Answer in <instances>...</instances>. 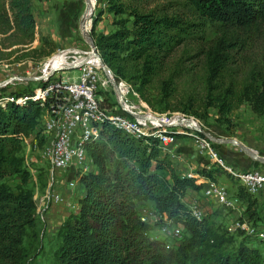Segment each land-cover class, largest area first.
<instances>
[{"label": "trees", "instance_id": "1", "mask_svg": "<svg viewBox=\"0 0 264 264\" xmlns=\"http://www.w3.org/2000/svg\"><path fill=\"white\" fill-rule=\"evenodd\" d=\"M108 1L115 16L127 14L130 20L119 19L118 28L109 34H94V45L102 62L117 77L130 85H144L162 64L166 32L179 30L180 21L123 0ZM185 1L217 26V36L199 47L198 53L207 104H217L222 117L245 101L255 112L264 113V62L261 68H249L242 78L233 66V54L245 52L252 38L264 41V0ZM6 4L0 5V35L11 41L1 48L17 47L6 53L0 51V55L8 58L18 53L14 62H36L53 53L54 44L46 37L39 47L31 46L36 27L32 0H7ZM236 84L239 89L234 91ZM223 85L228 86L221 92ZM137 91L143 99L141 88ZM32 93L33 89L11 94ZM183 110L196 114L192 107ZM42 114L38 103L32 102L0 108V264L23 263V241L36 223L33 192L27 187L31 174L21 152L28 138H34L40 148L45 144L43 128L38 129ZM85 150L95 171L79 178L83 196L78 211L71 213L56 232L55 264H264V241L252 247V240L239 231L236 235L244 238L227 251V245L234 244L227 231L213 226L205 217L197 220L191 215L183 197L188 189L199 190L200 186L182 176L168 156L161 155L157 139L133 138L106 124L100 137L88 142ZM197 173L215 181L216 173L222 172L202 169ZM11 178H18L20 185L9 186L6 180ZM232 194L246 203L243 219L252 226L264 222L258 201L244 187L238 184ZM137 202L152 203L158 213L181 225L188 234L186 243L175 251H165L159 242L149 239L150 227L139 221Z\"/></svg>", "mask_w": 264, "mask_h": 264}, {"label": "rangeland", "instance_id": "2", "mask_svg": "<svg viewBox=\"0 0 264 264\" xmlns=\"http://www.w3.org/2000/svg\"><path fill=\"white\" fill-rule=\"evenodd\" d=\"M3 2L7 7V0H0V5ZM123 2L134 6L138 5L144 11H153L157 15L167 14L176 17L181 26L179 30L166 32L164 37L167 41V49L160 54L162 64L158 65L153 74L147 78L148 82L139 86V82L136 85L131 84L135 92L140 87L144 98L149 101L147 103L144 98L142 99L137 91L139 99L134 96L132 100L139 110L156 117L159 122L171 119L176 113L193 117L198 121L205 134L220 139H235L254 154L264 157V113L255 112L251 104L245 101L238 109L222 117L218 112L217 104H207L204 69L198 53L199 47L204 46L217 36L216 24L201 17L185 0H123ZM91 3L92 6L89 7L87 0H32L31 11L36 27L35 40L31 46L39 47L41 39L46 37L48 42L54 44L53 52L61 53L75 48L85 49L88 46L86 43L88 39H86L80 20H84L86 15H90L87 33L93 44L92 36L94 34H109L118 28L119 19L130 20L127 14L115 16L110 10L108 0H94V2L91 0ZM127 26L130 27L131 23L129 22ZM10 41L0 35L1 52L6 53V51L17 47L1 48L8 47ZM263 42L252 38L250 43L245 46V52L233 54V66L238 68L237 72L241 78L249 68L262 67L264 62ZM16 54L8 58L0 55V96L34 90L38 86L36 78L40 75L39 64L42 59L36 62L28 60L14 62ZM235 62H237L236 65ZM111 71L115 74L113 70ZM227 86H221V92H224ZM233 87L234 91L239 89L238 84ZM107 91H109L108 97L115 100V96L110 94L111 90L107 89ZM190 107L196 114L184 112L183 109ZM43 118H45L44 113L38 127L40 130L44 127ZM213 144L218 153L222 157L226 155L227 162L238 171L257 169L264 172L263 163L254 160L235 144L215 142ZM21 156L25 168L31 174L27 187L33 192V200L36 205L35 226L28 231L23 241L25 257L22 264H55L54 255L58 242L56 232L73 213L71 205L78 203L83 196V188L79 181L72 188L68 186L67 181L72 176L77 177L80 171L72 170L62 174L59 178L50 174L48 165L41 156V148L32 137L23 142ZM180 156L176 155L177 158ZM200 162L204 164L203 160ZM178 167L185 169L184 166L179 165ZM200 170L202 169L197 171ZM90 171H95V168H91ZM220 174L221 177L218 175L216 181L224 184L228 191L235 192L238 182L231 181L226 174ZM6 183L11 187L20 185L18 178L7 179ZM55 190L64 193L63 203H54L51 200L50 194ZM46 194L48 197L44 198ZM253 197L258 201V212L264 218V190ZM209 202L211 201L203 206V218H207L213 226H218L221 230L224 229L228 236L233 238L234 244L227 245V251H230L244 238L236 235L237 232L243 230L234 229L233 226L236 222L243 221L246 203L239 202L237 210L233 211L216 205V203L212 207L208 205ZM140 209L150 212L154 210L153 204L150 202L136 205L137 214L140 213ZM164 225L163 220L158 218V221L148 230V238L159 242L165 251H175L186 243L185 239L178 241L163 234L160 228H163ZM259 226L264 227V222ZM255 243L257 241L252 240L250 246L254 247ZM168 245L169 248H166ZM261 246L264 247V243H261Z\"/></svg>", "mask_w": 264, "mask_h": 264}, {"label": "built area", "instance_id": "3", "mask_svg": "<svg viewBox=\"0 0 264 264\" xmlns=\"http://www.w3.org/2000/svg\"><path fill=\"white\" fill-rule=\"evenodd\" d=\"M86 43L88 46L85 49L53 52L44 57L39 64L40 75L36 78L38 86L32 94L0 96L2 109L8 104L23 107L29 102L38 103L42 109L45 114L43 131L46 142L41 148V156L46 161L50 174L59 178L72 170L80 171L77 177L72 176L67 181L72 188L84 172L93 168L85 146L88 142L97 140L102 126L107 124L133 138L157 139L162 155H168L167 147L174 140L187 139L193 143L195 152L204 161L201 169L225 173L251 195L264 190V172L257 169H235L225 156L218 153L193 117L176 113L171 119L161 120L160 123L156 117L139 110L132 100L134 96L138 98V93L102 62L94 44L88 40ZM107 89L111 90L110 94L115 96V100L108 97ZM144 116L147 118H140ZM174 157L171 155V159ZM181 175L194 179L195 184L201 186L204 205L208 201H214L226 209L237 210L239 200L224 184L197 172H184ZM63 195L64 193L55 190L50 197L54 203H63ZM47 197L46 194L44 198ZM71 209V212H77L78 203L71 205ZM189 209L195 219L203 218L202 202L194 200ZM158 218L165 223L160 228L163 234L178 241L188 236L181 225L173 224L164 213H158L155 209L153 212L142 209L138 214L139 221L149 227ZM233 228L243 230L251 240L264 241V227L252 226L246 219L236 222Z\"/></svg>", "mask_w": 264, "mask_h": 264}, {"label": "crops", "instance_id": "4", "mask_svg": "<svg viewBox=\"0 0 264 264\" xmlns=\"http://www.w3.org/2000/svg\"><path fill=\"white\" fill-rule=\"evenodd\" d=\"M167 150H168V155H166V156H168L169 159L173 162L175 169L179 173L181 172V174H182L185 171L186 172H195L196 173L197 170H199L201 168V165H202L201 162H200L201 159L196 154L195 149H194L191 141H189L187 139H176L170 145H168ZM178 154L181 155L179 158L176 157V155H178ZM171 155H174L175 157L173 159H171ZM225 157H226V155H225ZM179 165L181 167L184 166L185 169H180L178 167ZM218 175L221 177V174H218ZM215 178H216L215 180H218V177H215ZM200 192H201V186H200V191L199 190L188 189L185 192V195L183 197V202L188 207H190V205L192 204V202L194 200H197L199 202H202V204L204 206L205 200L203 202V198H201ZM82 194H83V190H82ZM141 203H144V202H137L136 205H140ZM208 205L214 207L215 202L213 201V203H212V201H211V202L208 203ZM141 210L142 209H140L139 212H141Z\"/></svg>", "mask_w": 264, "mask_h": 264}, {"label": "water", "instance_id": "5", "mask_svg": "<svg viewBox=\"0 0 264 264\" xmlns=\"http://www.w3.org/2000/svg\"><path fill=\"white\" fill-rule=\"evenodd\" d=\"M83 23V19L80 20V24ZM88 41L90 43H92V40L89 38L88 34L86 35ZM93 44V43H92ZM140 118H147L146 116L144 117H140ZM206 137H208L212 142L215 143H231V144H235L236 146H238L240 149H242L244 152H246L249 156H251L254 160L263 163L264 164V157H260L256 154H254L251 150H249L248 148H246L244 145H242L241 143L237 142L235 139H220V138H215L213 136L207 135L205 134Z\"/></svg>", "mask_w": 264, "mask_h": 264}, {"label": "bare ground", "instance_id": "6", "mask_svg": "<svg viewBox=\"0 0 264 264\" xmlns=\"http://www.w3.org/2000/svg\"><path fill=\"white\" fill-rule=\"evenodd\" d=\"M87 2H88L89 7H91L92 6L91 0H87ZM91 12H92V10H91ZM89 16H90L89 14L86 15L85 18H84V20H83V23H82L83 24V30H84L85 36L88 34L87 32H88L89 25H90V22L88 21Z\"/></svg>", "mask_w": 264, "mask_h": 264}]
</instances>
